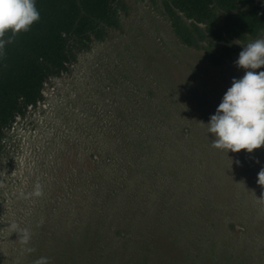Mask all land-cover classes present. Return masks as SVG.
Returning <instances> with one entry per match:
<instances>
[{"label": "rangeland", "instance_id": "1", "mask_svg": "<svg viewBox=\"0 0 264 264\" xmlns=\"http://www.w3.org/2000/svg\"><path fill=\"white\" fill-rule=\"evenodd\" d=\"M115 11L0 134V264H264V146L227 153L206 125L264 32L213 62L163 0Z\"/></svg>", "mask_w": 264, "mask_h": 264}, {"label": "trees", "instance_id": "2", "mask_svg": "<svg viewBox=\"0 0 264 264\" xmlns=\"http://www.w3.org/2000/svg\"><path fill=\"white\" fill-rule=\"evenodd\" d=\"M118 2L36 0L39 20L0 38V134L41 100L44 83L65 71L76 51L117 26ZM163 7L179 41L189 47L205 42L213 62L220 61L219 45L264 32V0H163Z\"/></svg>", "mask_w": 264, "mask_h": 264}, {"label": "clouds", "instance_id": "3", "mask_svg": "<svg viewBox=\"0 0 264 264\" xmlns=\"http://www.w3.org/2000/svg\"><path fill=\"white\" fill-rule=\"evenodd\" d=\"M40 13L36 0H0V38L26 32L38 21ZM5 41L0 39V50ZM244 70L240 78H233L216 111L206 124L217 149L236 153L264 146V37L242 46L234 61ZM264 182V169L258 173V183ZM29 237L24 235V243ZM32 251V249H28ZM36 264H49L47 257H40Z\"/></svg>", "mask_w": 264, "mask_h": 264}]
</instances>
